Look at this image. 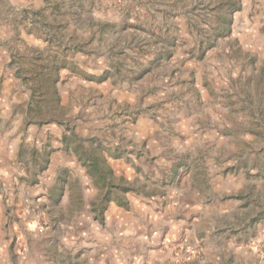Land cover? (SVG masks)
Here are the masks:
<instances>
[{
    "label": "rangeland",
    "instance_id": "374dc122",
    "mask_svg": "<svg viewBox=\"0 0 264 264\" xmlns=\"http://www.w3.org/2000/svg\"><path fill=\"white\" fill-rule=\"evenodd\" d=\"M0 264H264V0H0Z\"/></svg>",
    "mask_w": 264,
    "mask_h": 264
},
{
    "label": "trees",
    "instance_id": "16d2710c",
    "mask_svg": "<svg viewBox=\"0 0 264 264\" xmlns=\"http://www.w3.org/2000/svg\"><path fill=\"white\" fill-rule=\"evenodd\" d=\"M51 76V74H46ZM89 173L96 179V181L103 186H111L113 182L112 169L107 165H102L100 160L95 155H89L88 160L85 161Z\"/></svg>",
    "mask_w": 264,
    "mask_h": 264
}]
</instances>
